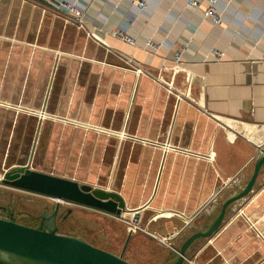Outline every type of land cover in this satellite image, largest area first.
<instances>
[{
	"label": "crops",
	"instance_id": "crops-1",
	"mask_svg": "<svg viewBox=\"0 0 264 264\" xmlns=\"http://www.w3.org/2000/svg\"><path fill=\"white\" fill-rule=\"evenodd\" d=\"M60 1L74 4L84 13L86 28L83 29L92 33L97 48L108 51L112 59L129 58L139 70L141 67L147 72L163 70L180 88L188 89L194 104L176 107V118L172 121L171 117L169 123L165 122L170 118H166L163 108L134 105L130 91L125 90L109 88L104 96L97 89L91 111L101 125L138 136L139 139L131 141L112 134L108 139V145H113L110 160L121 157L124 163H138L137 172L145 179L134 187H141L143 194L151 192V189L148 191L151 179L154 194H147L133 206L134 191L127 198L116 192L124 198L127 211H142L139 219L144 227L160 237L173 233V242L178 247L180 241L196 231L187 234L186 229L211 224L222 200L249 179L255 159L264 149V0H215L220 23L205 15L207 0H197V7L189 5L187 0H0V11L4 12L2 33L8 38L4 42L12 40L11 45H19V55L12 60L18 69L10 75V84L6 83L5 76L0 78L3 98L26 94L33 99L37 95L35 87L29 86L35 84L33 70L26 75L19 71L32 59L22 41L35 43L42 33L43 40L50 45L59 20L55 45H61L67 28L75 25L55 11ZM119 33L129 35L133 43L122 41ZM149 41L158 48H150ZM9 49L12 52L13 46ZM177 51H181L178 67L172 61ZM98 76L99 80L108 82L130 78L101 74L96 79ZM23 80L25 84L17 87ZM49 85L48 96L54 88ZM53 92L49 98L57 97L55 108L62 111L60 99L64 92L58 89ZM74 93L83 103V92ZM153 93L152 89L148 95ZM148 95L144 93L145 97ZM95 103L100 106L96 107ZM94 112L98 113L97 117ZM169 113L174 114L172 107ZM149 141L158 144L154 146ZM118 142L121 153L114 152ZM164 142L173 149L163 151L160 145ZM126 166L129 168V164ZM262 180L264 164L252 190L229 205L221 226L211 238L212 246L216 245L215 257L222 258L221 264H264V186H258ZM151 208L161 212L146 220L147 210ZM239 213L250 215L248 221ZM193 244L189 253L194 251ZM206 248L203 246L194 253ZM215 257L205 260L204 264Z\"/></svg>",
	"mask_w": 264,
	"mask_h": 264
},
{
	"label": "rangeland",
	"instance_id": "rangeland-1",
	"mask_svg": "<svg viewBox=\"0 0 264 264\" xmlns=\"http://www.w3.org/2000/svg\"><path fill=\"white\" fill-rule=\"evenodd\" d=\"M4 7L3 3L2 8ZM3 15L4 12L0 11V44L8 43L9 46L2 45L0 48V78L5 76L6 80L8 79L6 83L10 84V75L16 73L18 69L16 62L12 60L16 59L15 55H19L17 53L19 45H11L12 40L4 42L8 38L2 33ZM72 24L75 27L67 28L65 39L60 46L55 45L59 36L57 34L58 26H60L59 20L56 23L55 31L57 32L53 33L50 45H47L46 39L43 40L42 33L35 43L26 44L22 41V45L28 47L26 51L29 53V59L31 57L32 59L21 66L19 71L20 74L26 75L33 70V73L39 77L38 80L35 76V84L29 85L35 87L37 95L35 94L33 99L26 97V94L13 99L3 98L0 95V179L9 167L29 164L34 170L71 178L93 187L109 188L121 192L126 198L134 191L132 196H134L133 204L135 205L133 206H136L147 194L153 196L154 193H151L153 181L148 180V191L151 189V192L143 194L141 187L137 185L135 188V184L139 183L141 179L144 182L145 179L137 172L138 163H124L121 157L117 159L113 157L110 160L109 152L113 145H108V139L112 137V134L122 138L128 137L131 141L139 138L133 134L127 135L128 133H124L123 130L115 131L109 126L101 125L99 120H95V115L91 114L94 92L99 89L106 96L105 92L109 88L117 89V91H130L129 96L134 105L163 108L166 118H170L165 120L167 123L171 122V117H173L172 121L175 120L176 107L180 104L192 105L194 104L193 100L188 95L187 87L180 88L174 78L162 73L163 70H159L157 73L147 72L141 67L139 70L138 65L129 58L112 59L108 51L101 47L97 48V42H95L92 33H87L83 28ZM7 27L10 29L12 26L9 24ZM76 31L79 33L75 34ZM10 46H13L12 52L9 49ZM44 53L45 55H43ZM165 69H170V67H165ZM143 73H146L145 76ZM64 74L68 76L66 79ZM101 74H116L121 79L123 75H129L130 78L125 77L122 81L115 79L109 82L99 80V76L96 79V75ZM140 75L144 77L143 80L139 79ZM62 79H64L63 82ZM48 80L51 88L54 87L53 90L51 89L52 92L50 91L51 95H54L53 91L57 89L64 92L60 99L62 100L63 113L55 108L59 99L57 97L49 98L50 94L48 96L46 93V88L49 85ZM0 83H2L1 80ZM21 84L22 86L25 84L24 80L19 81L17 87ZM152 89L154 93L148 95ZM78 90L83 92V103L76 98V93H74ZM67 91L70 92L67 93ZM145 92L148 97L144 96ZM95 105L96 107L100 106L99 103H95ZM171 107L174 113L172 116L169 113ZM68 108L71 109L69 113H67ZM97 115L98 113L96 117ZM120 139L118 138V141H122ZM149 142L154 146L158 144ZM160 147L163 151L167 148L173 149L172 145L165 142ZM114 149V152L118 150V153H121V144L119 145L118 142ZM128 164L129 168L126 166ZM258 186L259 188L264 186V180ZM56 202L59 204L55 213L58 233L82 238L98 248L115 254L123 252L124 259L132 264H167L178 257L181 241L177 247L173 242V233L164 237L155 235L154 231L148 230L138 219L129 217L131 212L127 213L128 216L107 213L74 202L56 200L53 197L18 189L0 181V206L13 209L12 213L21 211L14 220L23 225L36 227L41 218L38 216L39 213L43 209L52 213V204ZM69 208L70 211L67 213ZM147 211L146 220L161 212H155L153 208ZM139 212L140 210L135 216ZM240 214L248 221L247 216L250 215ZM0 218H9L2 207H0ZM152 223L157 224L154 221ZM156 224L152 225L157 227ZM130 228L133 231L129 235ZM198 228L199 226H195V228L186 229V233L190 234ZM213 235L196 239L195 243H192L193 253H189L188 248L181 264H204L205 260L215 257L216 249L214 247L216 245L212 246L210 242ZM203 246L207 248L195 254L197 249ZM221 263L222 258L216 256L206 264Z\"/></svg>",
	"mask_w": 264,
	"mask_h": 264
},
{
	"label": "water",
	"instance_id": "water-1",
	"mask_svg": "<svg viewBox=\"0 0 264 264\" xmlns=\"http://www.w3.org/2000/svg\"><path fill=\"white\" fill-rule=\"evenodd\" d=\"M262 164L264 149L257 155L249 179L222 200L219 213L208 227L200 228L185 238L179 247L178 257L167 264H181L185 259L186 250L196 239L211 236L217 231L229 205L252 190ZM0 181L18 189L74 202L107 213L121 215L127 210L124 198L116 191L34 170L29 164L9 167ZM0 207L4 208L9 216L8 219L0 218V264H132L124 259L123 252L115 254L98 248L82 238L58 233L55 223L58 202L52 204V213L44 209L39 213L38 216L41 218L36 227L23 225L14 220L21 211L12 213L13 209ZM69 211L70 208L67 213ZM137 212L133 211L135 214Z\"/></svg>",
	"mask_w": 264,
	"mask_h": 264
},
{
	"label": "built area",
	"instance_id": "built-area-1",
	"mask_svg": "<svg viewBox=\"0 0 264 264\" xmlns=\"http://www.w3.org/2000/svg\"><path fill=\"white\" fill-rule=\"evenodd\" d=\"M208 5L206 6L204 13L205 15H209L214 23H220V18L216 14L214 5H215V0H207ZM187 3L191 6L197 7L198 6V1L197 0H187ZM140 5L142 6V3L140 2ZM55 11L59 13L63 18H65V21H69L71 23L76 24L79 27L86 28V21L84 18V13L80 9L77 8L76 5L70 4L64 1H60L56 4L55 6ZM119 38L122 41H125L127 43H133V39L127 35L126 33H119ZM148 46L154 50L158 48V45L154 44L153 42L149 41ZM180 56H181V51H177L174 53L172 61L174 62L175 66H180ZM262 150V149H261ZM56 200H61L57 199ZM131 231H133L132 228H130Z\"/></svg>",
	"mask_w": 264,
	"mask_h": 264
},
{
	"label": "bare ground",
	"instance_id": "bare-ground-1",
	"mask_svg": "<svg viewBox=\"0 0 264 264\" xmlns=\"http://www.w3.org/2000/svg\"><path fill=\"white\" fill-rule=\"evenodd\" d=\"M87 31V30H86ZM33 158V157H32ZM127 213H130L129 211H124V212H122V214L121 215H125V216H128V214ZM141 214H142V211H140L139 212V214L138 215H136L135 216V213H130V215H129V217H131L132 219H138V221H140V219H139V216H141ZM132 236V235H131Z\"/></svg>",
	"mask_w": 264,
	"mask_h": 264
},
{
	"label": "flooded vegetation",
	"instance_id": "flooded-vegetation-1",
	"mask_svg": "<svg viewBox=\"0 0 264 264\" xmlns=\"http://www.w3.org/2000/svg\"><path fill=\"white\" fill-rule=\"evenodd\" d=\"M10 218H13L12 216H10Z\"/></svg>",
	"mask_w": 264,
	"mask_h": 264
}]
</instances>
